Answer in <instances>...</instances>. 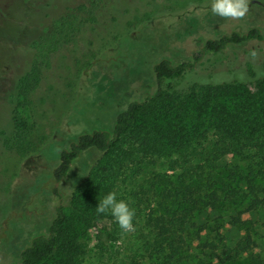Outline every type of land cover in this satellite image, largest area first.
I'll use <instances>...</instances> for the list:
<instances>
[{
	"label": "rangeland",
	"instance_id": "374dc122",
	"mask_svg": "<svg viewBox=\"0 0 264 264\" xmlns=\"http://www.w3.org/2000/svg\"><path fill=\"white\" fill-rule=\"evenodd\" d=\"M45 1L0 0V132L10 123L16 80L30 67L32 52L37 51L36 41L48 28L47 23L64 11L66 3L84 0H52L57 6L49 10L48 16L33 8ZM147 1H136L131 11L119 13L116 20L107 16L106 22L100 18V22L88 25L81 48L73 54L62 51L63 63L75 71L68 74L55 61L53 67L59 70L54 68V73L47 74L56 80L60 90H68L65 108L59 114L60 104H45L46 118L35 132L36 142L27 156L6 154L0 133V156L1 151L5 153L0 158V264L13 263L33 236L47 231L58 205L68 219L63 247L67 250L64 254L60 249L46 264H62V256L71 258L72 264L150 263L147 253L152 238L144 227L145 217L155 206V190L173 180L185 165L184 159L160 144L157 129L150 124L151 117H141L135 129L109 153L95 149L82 152L68 173L56 181L52 173L58 152L81 132L109 129L116 113L127 102L150 94L155 87L152 65L158 59H191L206 38L232 30L258 27L264 34V0H250L249 12L241 20L214 15L211 0H150L151 4L146 5ZM110 2L106 0L103 9L107 5L108 10ZM91 36L93 44L87 41ZM252 50L258 53L255 60L249 55ZM86 63L84 69L81 65ZM228 65L237 72L247 69L249 75L254 74L253 67L264 70V39L230 46L219 55H206L197 70L204 74L228 72ZM254 87V82L249 85L250 89ZM216 106L230 109L233 103L223 98ZM20 110L22 116L28 117L27 109ZM183 120L198 125L206 121L204 113ZM225 162L237 163L244 170L247 166L264 169V161L258 158L227 156ZM112 191L117 193L118 200H125L135 210L134 232H123L110 213L96 212L97 204ZM247 201L239 198L222 203L217 212L206 217L207 225L213 229L220 227L231 247L242 237L256 242L255 251L264 257V226L257 225L264 222V209L255 216L248 214ZM249 218L256 221L254 231L239 224ZM98 227L110 230V237H96ZM245 255L242 252L227 264H249ZM201 257L198 255L191 264L208 262L205 258L200 262Z\"/></svg>",
	"mask_w": 264,
	"mask_h": 264
},
{
	"label": "trees",
	"instance_id": "16d2710c",
	"mask_svg": "<svg viewBox=\"0 0 264 264\" xmlns=\"http://www.w3.org/2000/svg\"><path fill=\"white\" fill-rule=\"evenodd\" d=\"M54 1L40 2L41 6L36 4L33 8L48 16L49 10L57 6ZM111 1L108 10L107 5L103 9L106 0L66 3L62 13L46 22L48 28L35 44L38 53L30 48L34 54L30 67L19 75L11 95V100L14 95L15 100L10 123L0 132L6 154L25 157L33 150L34 134L46 118L48 108L45 104H60L59 114L65 108L64 96L68 90H60L56 80H51L47 74L49 71L54 73L55 61V65L60 66L59 69L65 67L68 74L72 69L75 71L63 63L62 51L73 54L83 45L88 25L100 22V18L106 22L107 16L116 20L119 13L131 11L136 1L142 4L144 0H134L132 4L130 0ZM151 2L147 1L146 5ZM253 39H264L260 28L232 30L206 38L191 59L179 62L165 57L158 59L152 65L155 87L150 94L127 102L116 113L109 129L81 132L58 152L52 173L56 181L68 173L82 152L95 149L109 153L135 129L141 117H151L150 124L156 127L160 144L184 159L185 165L173 180H167L155 190V206L145 217L144 227L152 238L147 253L149 264H191L198 255L202 256L200 262L207 259L208 262L203 264H227L239 258L242 252L249 264H264V257L255 251L256 242L242 237L231 247L226 242L225 232L222 233L220 227L208 226L206 218L217 212L222 203L235 202L239 198L248 199L245 207L248 214L255 216L264 209V169L247 166L244 170L237 163L228 165L225 162L227 156L264 161V70L253 67V75H249L247 69L234 71L229 65L228 72L220 70L204 74L197 70L204 56L219 55L230 46ZM87 41L93 44V36ZM87 64L81 66L84 68ZM253 82L255 87L250 89ZM223 98L228 102L231 99L233 106L230 109L216 106ZM20 109L29 110H26L28 117L22 116ZM202 113L206 121L200 125L183 120ZM67 222L62 208L56 206L47 231L33 236L11 264H46L65 246ZM239 224L247 231L257 228L256 221L250 218ZM257 225L262 228L264 222ZM95 235L104 240L110 237V230L98 227ZM66 248L61 253L66 254ZM60 260L62 264L73 263L71 258L64 256Z\"/></svg>",
	"mask_w": 264,
	"mask_h": 264
},
{
	"label": "clouds",
	"instance_id": "9594fccd",
	"mask_svg": "<svg viewBox=\"0 0 264 264\" xmlns=\"http://www.w3.org/2000/svg\"><path fill=\"white\" fill-rule=\"evenodd\" d=\"M249 4L250 0H211V12L225 19L241 20L248 14ZM249 55L255 60L258 53L256 50H252ZM96 212L99 214L110 213L125 233L135 231L133 224L135 210L125 200H118L115 191L109 192L101 199L96 206Z\"/></svg>",
	"mask_w": 264,
	"mask_h": 264
}]
</instances>
